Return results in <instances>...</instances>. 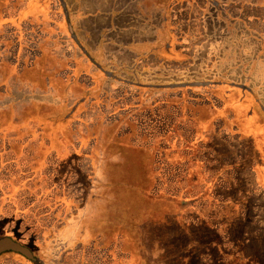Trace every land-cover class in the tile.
I'll use <instances>...</instances> for the list:
<instances>
[{"label":"rangeland","instance_id":"rangeland-1","mask_svg":"<svg viewBox=\"0 0 264 264\" xmlns=\"http://www.w3.org/2000/svg\"><path fill=\"white\" fill-rule=\"evenodd\" d=\"M171 1L119 0L115 7L137 10L138 18L146 22L144 27L152 32L164 19L152 11L158 3L165 9L172 4L170 19L180 34L181 61L160 70L149 54L138 57L139 61L130 60L138 64L118 74L125 80L107 81L104 90L108 95H91L78 104L77 93L88 86L84 78L76 80L67 97H62L68 86L63 79L71 81L80 68L74 64L80 52L69 35L56 30L53 12L60 3H50L42 16L37 10L26 16L25 1L0 0V181L6 186L1 193L4 202L0 200V232L8 230L27 245L41 241L47 264H178L184 239L179 240L180 228L168 216L174 198L183 207L184 199L192 202L208 189L203 195L208 202L200 206L217 226L230 213L218 199H242L240 190L254 182L253 168L234 169L218 179L219 163L212 159L210 136L189 123L192 115L202 119L201 114L215 106L217 98L205 99L198 92H188L184 98L182 93L160 95L156 90L139 93L135 83L139 78L143 84L156 85L147 80L156 78L159 70L204 79L220 77L223 71L225 76H238L237 61L240 75L246 78L254 60L258 63L248 83L257 86L256 72L264 73L259 64L264 63V0ZM106 17L98 31L109 25L110 17ZM260 87L264 89V84ZM123 92L134 96L117 98ZM191 97L199 102L189 103ZM159 100L167 106L156 109ZM185 104L192 106L189 112ZM39 109L45 112L41 117L62 111L60 116L69 120L59 123V128L39 124L31 131L26 123ZM60 134L64 136L61 142L57 141ZM37 136L51 143H37ZM5 138L15 140L11 144ZM23 139L32 141L23 148ZM221 140L218 152L226 162L248 158L252 150L260 157L258 149H251L239 136L224 134ZM2 152L11 153L3 156ZM255 163L249 160L248 167ZM211 186L218 189L210 192ZM195 214L190 216L192 221ZM78 221L83 224L76 240L68 226ZM224 228L226 236H233L246 226Z\"/></svg>","mask_w":264,"mask_h":264},{"label":"crops","instance_id":"crops-1","mask_svg":"<svg viewBox=\"0 0 264 264\" xmlns=\"http://www.w3.org/2000/svg\"><path fill=\"white\" fill-rule=\"evenodd\" d=\"M29 1L46 2L48 0ZM59 1H61L64 6V11L67 14L68 20H71L72 33L75 35L77 42L80 43L85 50L83 57L81 55L77 57L76 64L80 66L77 74L85 75L91 81L94 80L92 87H88L77 93L80 98L97 93L98 84L106 80L104 74L108 71L112 72L109 78L113 77L117 82L118 79L120 81L125 80L124 78H120L118 73L128 71L129 65L138 64V62L132 63L130 60L139 61L138 57L147 56L149 54L153 56L152 60L155 63L158 62V69L163 70V66L177 64L182 59V54L180 53L178 55L180 34L175 30L177 27L175 22L172 18L170 19L173 13V8H171L172 4L168 5V8L165 9L158 3L156 9L154 8L155 10L152 12H154L155 15L156 11L160 12V15H163L164 19L158 24L159 27L157 30L155 27L153 31L150 32L144 27L146 22L141 17L139 19L136 15L137 10H131L125 7L121 8L118 7L117 4L115 7V3L119 0ZM71 5H73L75 9ZM56 15L59 16V14ZM106 16L110 17L108 19L109 25L104 26L105 28H101L100 31H98V28L103 26L102 23L107 21ZM122 16H126L128 19L122 20ZM82 19H84L85 22L80 23L79 21ZM61 22L63 25L62 32L66 35L67 31H69L68 24L63 18ZM90 36L92 38H90ZM151 36L153 38L150 39ZM218 45L219 42H217L216 47H218ZM191 46L194 45L191 44ZM129 53H133L135 56L131 59V56L128 55ZM184 58L186 57L183 55V59ZM184 62H186V60H184ZM220 63L225 64V61L217 62V64ZM257 63L258 61L253 60L246 78L245 74L243 76L240 75V61H237L236 73L238 72V76H235L236 74H233V76L227 74L228 76H225L226 73L223 71L222 73L224 74L220 77L204 79L202 75L199 76L200 78L193 76V74H177L174 76L164 71H162V73L159 70L156 73V78L147 80L151 82L156 81V85H145L151 86V89L156 88V93L160 95H167L166 93H170L169 95L182 93V98H184L188 92H198L200 96L208 98L206 97L208 95V90H206V88L209 87L208 89L212 91V94L209 95L210 98L212 97V100L217 98V102L213 101L215 104L213 110L216 112L217 120L221 123V127L227 128L228 132L232 134H236L239 133L241 124L245 125L249 139L253 141L252 145L256 150L258 149L260 157L254 159L257 161L255 170L258 185L261 187V185H264V158L262 156V151L264 153V102L262 99V96H264V89L260 86L264 84L262 82V80H264L262 77L264 73L256 72V77L258 78L255 81H257L259 85L257 86L259 88L248 83L253 75L251 72L253 70V65H257ZM233 64L235 65V63ZM259 64L260 67L264 69V63H262V66L261 63ZM234 70L235 69H233V72L235 73ZM130 73L135 72L131 71ZM77 74L72 80L75 81L78 79ZM143 78L146 81L144 76ZM67 80L66 82H69L70 79ZM138 80L140 84L144 83L143 79L141 80L138 78ZM196 81H203V83H197ZM71 87L73 86H70V88ZM225 89H228V91ZM217 93H220L221 96H216L215 94ZM64 96L65 93L62 94L63 98ZM206 109L208 110V108ZM205 120L209 121V119L204 118L200 125L205 127ZM200 125L194 124V130L198 131L202 129ZM208 127L209 128L206 129L209 132L210 126ZM8 141L12 144L14 140L9 139ZM6 153L9 152H2V155L4 156ZM214 189L216 191L218 188L211 186L209 191L214 192ZM2 191L3 190L0 189V200L4 202V198L1 197ZM207 191L208 189H205L200 193V197L192 198L191 200L193 203L190 200L187 201V199H184L186 202L183 207L180 206L181 201L179 198H174L169 206V209H171L168 215L169 219L171 222L174 219L177 228L181 230H179V233L183 236H178L179 240L184 239L185 241L184 264H190V262H188L190 258L193 264H222L225 261L227 262L226 264L230 261L232 262L230 264H264V236H238V238L235 239L226 236L224 233V225H231L234 220L241 219V216H234L238 211V205L233 202L218 199L219 204H222L224 208L232 209V212L229 213V215L227 214L225 222L218 221L217 226H215V219L206 217L205 209L200 206L201 203L208 202L204 201L205 198H203V195H205ZM191 214L196 215L195 221L191 220ZM79 217H81V215ZM82 224V221H78L74 226H68L70 227L69 231L77 238L76 240H78V237L80 239L78 233L80 229H82ZM262 225L264 226V222H262ZM3 239V248L0 250V255L6 252L0 256V264H6V261L8 262L14 259L16 255L9 251L17 252L18 250L16 249L18 244L14 242L17 238L14 236H4ZM247 247L252 250L250 255L245 254V249ZM207 250L214 251L216 253V258L210 256ZM254 250H257V253H253Z\"/></svg>","mask_w":264,"mask_h":264},{"label":"flooded vegetation","instance_id":"flooded-vegetation-1","mask_svg":"<svg viewBox=\"0 0 264 264\" xmlns=\"http://www.w3.org/2000/svg\"><path fill=\"white\" fill-rule=\"evenodd\" d=\"M23 1H25V2L22 5H25L26 4V6L23 9V12L25 13L26 16L27 15H31L30 11H33V10H37L39 12L38 15H41L42 16V14H44V13H46L48 11V5L50 3H53V1H56L58 4L60 3L59 6H58V8H57V10L55 12H53L54 15L56 16V19H55L56 30L58 32L60 31L61 33H63L62 32L63 25H62V22H61L62 21V18H63V20H65V22L68 24V29L70 31V32L67 31V34L66 35H69L71 37L75 49L80 52V55L82 57L84 56V54H85L84 47L80 43L77 42L75 35L72 33V31H71V28H72V26H71V20H68L67 14L64 11V6H63V4H62L61 1H59V0H48L46 2H40V1L39 2H35V1L33 2V1H29V0H23ZM58 12H61V13H58ZM56 14H59V16H57ZM76 60H77V57L74 58V61H75L74 64L75 65H78V64H76ZM111 73L112 72L108 71L106 74H104L106 76V80L103 81L102 83L98 84V92L95 93V94H93V95H98V96L100 95L101 96L103 94L104 95H108L109 94L108 91L106 92V90H104L105 89L104 86L106 85L107 81L110 80L111 78L114 80L113 77H110L109 78V75ZM76 74H77V72H76ZM77 76H78L77 81L79 79H82V78L86 79V81L88 82V86L86 88L93 86L94 80L93 81L89 80L85 75L83 76V75H78L77 74ZM74 77H72V79ZM120 78H122V77L120 76ZM67 79H69V78L68 77H65L63 79V81L66 82V81H68ZM72 79H71V81L69 80L68 86L63 89V93H65L64 98L67 97L66 93L70 90V86H76V80L74 81ZM118 81H119V79H118ZM126 82H128V81H126ZM128 83H130V82H128ZM135 86L137 88H140L138 90L139 93H141V91H143V90H148V91H154V90H156V88L155 89H151V87H149V86H147L145 84H140L139 82L138 83H135ZM208 88L209 87L206 88V90H208V95L206 97H208V99H209L210 98L209 95L212 94V91H210ZM125 94L126 93L123 92V94L120 95V96H123V97H117V98H127L128 96L129 97L130 96H134L132 93H130V94L128 93L126 95ZM90 96L91 95H86L84 97H81V99H77L76 101H78L77 103L79 104L80 101H84V100H86ZM137 96L140 97V94H137ZM205 99H207V98H205ZM161 101L162 100H159V101L156 102V109L158 107H160L159 105H161V106L166 105L165 102H161ZM197 101L199 102L198 99L197 100L196 99L193 100L192 97L189 98V100H188L189 103H193V102H197ZM185 106H187L185 109H187V112H189V109L192 106L191 105H186V104H185ZM214 107L215 106H213L211 109L208 108V110L206 111V113H202L201 114L202 115V119H204V118L205 119H209L208 117H210L209 121L205 120L206 121L205 127L202 126V125H200V123L202 122V119L197 120V119H195L194 115L191 116V119L192 120H189V123L191 124L192 128H194V124L200 125V128L204 129L205 132L208 134V137L210 136L208 138V139H211L210 142H209L210 145H211L210 148L212 149V152L215 154V156L212 159L216 160V162L219 163V168H218V170L216 172V175H217L218 179L221 178V177H223V175L225 173H227V172H229L231 170H234V169H236V170H241V169L242 170H245L246 168H249V169L250 168H253L254 169V173H255L253 175L255 177V179L253 180L254 182L251 183V184H247L244 187L243 190H240L241 195H242V199H240L241 198V196H240L238 198H229V200H227L229 202H233V203H236L238 205V211H237V213L234 214V216L235 217L236 216H241V219L234 220V222L231 224V226H233L235 229H237L239 225H245L246 226V228H243L244 230H240V232H237L235 235L229 236V237L231 239H235V238H238V236H264V226L262 225V222H264V215H263V213H264V189L263 188L264 187H262V186H264V185H261V187H260L258 185V179H256L257 178V174H256L255 168H256L257 161H256V159H254V158H256V156L254 155V151L252 150L251 156L248 157V158H242V159H239V160H235L233 162H226L225 159H223L224 156L218 152V148H220L221 146H223L222 143L224 142V141L222 142L221 136L224 135V134L230 135L232 133L228 132L227 128L221 127V123L218 122V120H217L216 112H215V110H213ZM74 108H75V106H74ZM62 109H64L63 111L65 112V109L66 108L64 106H63ZM61 112L58 111V112H56L55 115L53 114L51 116H48L46 114V117H47L46 118V117H41V115H40L42 113L45 114L44 111H41L40 109H39V111L36 110L34 112V116H32V114L29 115L30 120H28L27 123H26V124H29V125L26 126V127L29 128L30 130L31 129L32 130H36L39 127L38 126L39 124H40V127H42L43 124L44 125L45 124H47V125H50L51 124V127L50 128H59V123H61V122L65 123L64 121L67 122L69 120V119L63 117L62 115L60 116ZM208 126H210V129H209L210 131L209 132L206 129V128H209ZM39 130L37 131V133L40 132ZM2 131L3 132H6L7 130L6 131L2 130ZM8 132H10V130H8L7 133ZM25 132H27V130L22 131L21 133H25ZM232 135H230V136H232V137H238L239 136L240 137V140H242L244 142H247L249 144V146L251 147V149H252V147H254L252 145L253 143L249 141L250 139H249L247 130L245 128V125L241 124L239 133L232 134ZM63 137L64 136L62 134L58 135L57 141H60L61 142L64 139ZM9 139L10 140H15V138H8L7 141H5V142H8L9 143V141H8ZM219 139H220V141H218ZM23 140H24V144L22 145L23 148L28 143V140L29 141H32V139H23ZM36 140H37V143H40L41 142L44 145H48V144L51 143V140H46V139H44L45 142H43L42 141V138H40V136H37ZM134 144H136V143H134ZM143 144H145V143L143 142ZM140 146H143V145L141 144ZM141 150L144 151V148H142ZM145 151H148V149L145 148ZM10 153L11 152H9V154ZM23 155L25 157H27V151L23 152ZM49 155H50L49 152L48 153H44V156H41L40 159L41 160H45V157H47ZM60 155H62L61 151H60ZM0 156H1V154H0ZM262 156L264 158L263 151H262ZM253 159H254V161L256 163L253 166L250 165L248 167L249 160H253ZM253 169H251V170H253ZM240 182H242V180H240ZM5 187L6 186H4V185L2 186L1 181H0V189H2V188L4 189ZM7 188L9 190V192L11 193L12 192V189L10 191V186H8ZM256 202H258V203H256ZM10 204L11 203L9 202V205ZM0 205H1V202H0ZM4 207H5V205H4ZM252 209L255 212L253 214H251V213L248 214V212H250ZM231 210L232 209H230V213L232 212ZM228 215H229V213H228ZM257 225L260 226L259 230H257V228H255V226L257 227ZM7 231L8 230H3L2 232H0V238H1V240H0L1 241L0 250H2V248H3L2 247L3 246L2 245V241H4V239H5V238L3 239L4 236H12V237L14 236L15 237V235L13 233L7 232ZM179 236H183V235L180 234ZM14 242H16L18 244V247H16L18 250H17V252H13V251H9V252L15 254L16 256L14 257V259L9 260L8 262L6 261V264H8V263L9 264H47L48 259H47V255L45 253L46 251H45V249H44L43 244H42L41 241H34L31 245L30 244H28V245L27 244H24V243L21 242V240H18V239H16ZM184 247H185V241H184ZM5 252H3L1 255H3ZM207 252L210 253L209 255L213 257V255L211 253L212 251H208L207 250ZM245 252H246L245 254L250 255V253L252 252V250H250L247 247L245 249ZM41 253H42V255H41ZM179 254H180L181 257L178 258L179 259L178 260V264H184L185 263V259H184V257H185L184 256L185 255L184 248L182 249V252H179ZM174 258H176V257L174 256ZM190 259H189L188 262H190V264H193L190 261ZM228 260H229V258H228ZM230 263H232V262L230 261L228 264H230ZM222 264H226V261L223 262Z\"/></svg>","mask_w":264,"mask_h":264},{"label":"water","instance_id":"water-1","mask_svg":"<svg viewBox=\"0 0 264 264\" xmlns=\"http://www.w3.org/2000/svg\"><path fill=\"white\" fill-rule=\"evenodd\" d=\"M17 249V248H16Z\"/></svg>","mask_w":264,"mask_h":264}]
</instances>
